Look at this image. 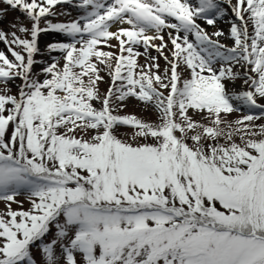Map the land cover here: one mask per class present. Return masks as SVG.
Returning a JSON list of instances; mask_svg holds the SVG:
<instances>
[{
    "label": "snow or ice",
    "instance_id": "snow-or-ice-1",
    "mask_svg": "<svg viewBox=\"0 0 264 264\" xmlns=\"http://www.w3.org/2000/svg\"><path fill=\"white\" fill-rule=\"evenodd\" d=\"M3 3L0 264H264V0Z\"/></svg>",
    "mask_w": 264,
    "mask_h": 264
},
{
    "label": "rangeland",
    "instance_id": "rangeland-1",
    "mask_svg": "<svg viewBox=\"0 0 264 264\" xmlns=\"http://www.w3.org/2000/svg\"><path fill=\"white\" fill-rule=\"evenodd\" d=\"M233 3H235V0H233ZM226 11H227V7H226ZM56 12H57V16L55 17H50V19L52 20L53 23L55 22H60V21H66L68 22L67 20H70L74 17L73 13L75 12V9L68 6V5H57L56 6ZM60 12H68L70 13L71 15L70 16H63V15H59ZM234 19V16L232 14H228L225 18L221 19V20H218L217 23H221V24H217L216 25V28L217 30H222L224 31L225 33V36L223 37V40L221 39V42L222 43H225L229 46L232 45L233 41L228 37V35L226 34V32L229 34V27H230V22ZM66 22H63V23H66ZM200 23V21H198ZM13 24H17L18 26L19 25H23V26H26V27H31V22L19 11H15V10H12V11H9L7 14L3 15L2 18H0V29H4V30H7L8 32H11V31H17L16 28H13L12 25ZM41 25L44 26V23L43 21L41 22ZM207 30L209 32H211L213 30V27H208ZM17 34L18 35H22L21 33H19L17 31ZM62 39H64L63 37H61L60 35H55L54 33H48V34H44L42 33L39 40H40V48L42 50V54L40 56L37 57V59H42L44 60L45 62H49L50 61V57L46 51V47L48 44L52 43V42H56L57 40H61L63 41ZM165 39H167V37H165ZM113 43H115V41H113ZM169 47H171L169 45ZM105 51H108V50H112V51H116V49H108L107 47L104 48ZM0 51H5L8 55H9V58L12 59L10 53L7 52V48L6 46L0 42ZM139 51L140 52H144V49L143 47L139 48ZM152 56H156L158 55L156 53L155 50H151V53H150ZM53 56L55 57H59L61 54L59 53H53L52 54ZM63 61H61L62 63ZM139 64L141 65H144V64H147L149 63V61L146 59V57L144 56H141L139 58ZM160 63V66H161V70H163L165 67H166V64L165 62L163 61V59H161L159 61ZM40 65H37L36 66V71H39L40 69ZM101 75L104 76V80L105 82L103 83H100L99 85V88H100V91L101 93H105L107 91V89L109 88L110 86V78L106 75L105 72H102ZM41 79H43V76L40 77ZM20 81L17 80L16 81V84H19ZM237 85L241 84V81H237L236 82ZM5 85L3 84H0V89L4 88ZM8 87L11 88V94H16L17 93V88L15 86H12L11 84L8 85ZM230 88L232 87L231 85L229 86ZM241 89L237 88L236 91H239ZM97 107H99V105L97 104L96 105ZM141 108H142V105H137L135 103L133 104H130L128 108H126L124 110V113L122 114H135L139 117H147L148 119H155V115H149L148 113H145L143 111H141ZM239 113H236V114H233L231 116L228 117L229 120H235L237 118H239ZM199 117H197L198 119ZM258 123H264V120H261L259 121ZM122 131H130L129 129H122ZM18 199L20 200H24L25 198L23 196L21 197H18ZM29 207V205L27 203L24 204V209L26 210L27 208ZM12 208L14 210H18V206L16 204H13L12 205ZM5 211V205L0 202V212H4ZM37 250L34 249V252H36ZM37 259H39V255L37 254Z\"/></svg>",
    "mask_w": 264,
    "mask_h": 264
},
{
    "label": "bare ground",
    "instance_id": "bare-ground-1",
    "mask_svg": "<svg viewBox=\"0 0 264 264\" xmlns=\"http://www.w3.org/2000/svg\"><path fill=\"white\" fill-rule=\"evenodd\" d=\"M201 24L204 25L206 28H207V27H211V26L206 25V24L204 23V21H201ZM226 34L229 35L227 32H226ZM220 39H222V38H220ZM231 40H232V39H231Z\"/></svg>",
    "mask_w": 264,
    "mask_h": 264
}]
</instances>
